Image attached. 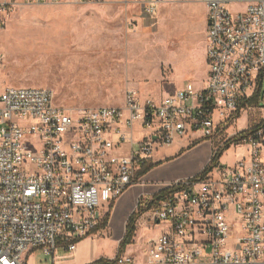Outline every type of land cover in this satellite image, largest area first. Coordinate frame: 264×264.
Here are the masks:
<instances>
[{
	"label": "built area",
	"instance_id": "2783aa9c",
	"mask_svg": "<svg viewBox=\"0 0 264 264\" xmlns=\"http://www.w3.org/2000/svg\"><path fill=\"white\" fill-rule=\"evenodd\" d=\"M164 2L140 0L141 12L154 22ZM203 3L208 67L199 87L186 81L159 99L128 90L120 105L68 109L51 89L0 81V264H27L33 250L54 264L57 248L74 251L100 227L101 206L143 184L156 151L201 130L218 141L213 157L239 133L226 128L264 70V0ZM4 60L0 52V77ZM255 126L238 141L246 157L137 197L135 213L159 227L142 264H264V120ZM136 258L123 251L99 264Z\"/></svg>",
	"mask_w": 264,
	"mask_h": 264
},
{
	"label": "rangeland",
	"instance_id": "374dc122",
	"mask_svg": "<svg viewBox=\"0 0 264 264\" xmlns=\"http://www.w3.org/2000/svg\"><path fill=\"white\" fill-rule=\"evenodd\" d=\"M1 5L0 52L5 60L0 81L51 89L55 103L65 108L120 105L128 90L159 99L186 81L199 87L206 76L203 0H165L154 22L141 12L140 0H0ZM261 73L255 101H244L226 128L227 135L264 120V70ZM179 139L188 147L158 166L161 170L148 175L149 180L184 178L210 165L218 141L204 137L201 130ZM194 145L196 149L190 147ZM246 147L230 143L210 171L246 157ZM148 187L133 185L110 206H101L106 224L91 235L98 245L94 255L111 258L118 252H134L135 262L142 264L144 246L159 232L157 225L147 224V213L141 217L134 209L137 197ZM131 215H137L132 239L120 250ZM91 246L86 242L85 247ZM66 255L58 248L55 264L76 263L74 254ZM26 262L52 264V256L33 250Z\"/></svg>",
	"mask_w": 264,
	"mask_h": 264
},
{
	"label": "crops",
	"instance_id": "0c3cea01",
	"mask_svg": "<svg viewBox=\"0 0 264 264\" xmlns=\"http://www.w3.org/2000/svg\"><path fill=\"white\" fill-rule=\"evenodd\" d=\"M205 12H206V9H205ZM204 53H205V49H204ZM261 74L258 76L259 79L261 78ZM255 87H256V84H255ZM258 87H259V85H258ZM257 88H256V90H257ZM254 92L255 91H253V93ZM249 98L250 97H248L247 99H249ZM244 103H243V105H244ZM176 145H178V146L175 149H173L174 146H176ZM186 147H188L187 141L185 142L184 140H180L179 139V140H176L171 145L166 146V147H163L162 149H159L158 151H156V153L154 154V156H153V158H152V160H151V162L149 164V165H152V167L147 172H145L144 174L141 172L142 180H143V185H148L149 186L147 188V190H145L143 192V194H145V193H154L155 191L158 190V185L157 184L162 183V182L172 181V179H166V180L158 179V180H155L154 181V180H149L147 177H148V175H150L152 173H155L157 171H160L161 170V167H158V166H161L162 164H165V163H169L168 161H170V160H167L168 158L174 157L173 156L174 154H176L180 149H183V148H186ZM190 147L192 149H196V145L190 146ZM166 151H168V152L166 153ZM200 172H198V173H200ZM195 174H197V172H193V174H190L188 176H192V175H195ZM188 176H185V177H188ZM181 178H183V177H181ZM181 178H178V179H181ZM174 180H176V179H174ZM100 227H99V229H100ZM124 230H125V228H124ZM95 232H93L91 235L95 234ZM91 235H88V236H86V237L78 240L77 241V244H76V248H75L74 251H67L66 250L67 251V255H73V254L75 255V258H76V263L75 264H87V263L89 264V263H92L93 261H96V260L100 259L97 255H94L93 254L94 252H97L98 245H97V242L95 241V239L94 238H91ZM86 242H89L92 245L90 249H88L87 247H85ZM88 254H90V256L89 257H86V256H88ZM53 260H54V264H55L54 254H53Z\"/></svg>",
	"mask_w": 264,
	"mask_h": 264
},
{
	"label": "trees",
	"instance_id": "16d2710c",
	"mask_svg": "<svg viewBox=\"0 0 264 264\" xmlns=\"http://www.w3.org/2000/svg\"><path fill=\"white\" fill-rule=\"evenodd\" d=\"M258 91H259V87H258L257 90L253 93V95H252L249 99H247L248 103H252V101H253V102L255 101V96H256V94L258 93ZM247 101H245V102H247ZM255 127H257V126H255ZM247 135H248V131H241V132H239L236 136H234V137H232L230 140H228L227 143H225V145L223 146V148H221V149L219 150V152H218L215 156H213V157L211 158V160H210V165H208L206 168H204V169L202 170V173L204 174V173H207L208 171H210V169L215 165L216 160L219 158V156H221L222 152L228 147V145H229L230 143L238 142V141H240L241 139H243V138H244L245 136H247ZM151 167H152V165H149V166H147V167H146L143 171H141V172L144 174V173L147 172ZM136 217H137V215H131V216L129 217L127 223H126L125 234H124V236H123V238H122V240H121V242H120V245H119L120 250H121L122 248H124L125 245H127V244H129V243L131 242L132 235H133V232H134V229H135L134 222H135V220H136ZM105 224H106V221H103L101 227H102V226H105ZM97 230H98V229H97ZM95 231H96V230H95ZM95 231H94V232H95ZM101 261H102V259L100 258V259H98V260H96V261H93L92 263H89V264H99Z\"/></svg>",
	"mask_w": 264,
	"mask_h": 264
}]
</instances>
